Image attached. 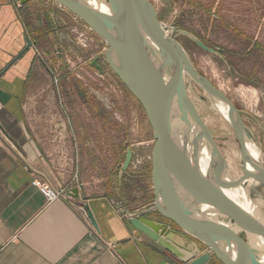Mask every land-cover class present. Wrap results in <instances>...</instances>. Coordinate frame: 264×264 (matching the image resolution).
I'll list each match as a JSON object with an SVG mask.
<instances>
[{
  "label": "crops",
  "instance_id": "obj_1",
  "mask_svg": "<svg viewBox=\"0 0 264 264\" xmlns=\"http://www.w3.org/2000/svg\"><path fill=\"white\" fill-rule=\"evenodd\" d=\"M21 1L0 0V264H183L129 224L158 220L139 210L154 201L151 181H140L143 204L121 202L120 189L137 190L139 161L121 172L127 131L104 78L65 73L74 18L52 0ZM35 179L77 188L88 220L47 205ZM168 237L189 249L181 233Z\"/></svg>",
  "mask_w": 264,
  "mask_h": 264
},
{
  "label": "water",
  "instance_id": "obj_2",
  "mask_svg": "<svg viewBox=\"0 0 264 264\" xmlns=\"http://www.w3.org/2000/svg\"><path fill=\"white\" fill-rule=\"evenodd\" d=\"M30 1L22 0L21 5ZM53 2L105 43L107 66L140 105L152 132L153 207L162 221L177 230L141 217L129 219L133 229L183 264H208L213 258L220 264H264V250L249 246L244 239L253 235L264 240V222L245 187L255 183L264 188V168L248 153L247 144L252 141L233 103L197 72L182 46L164 34L166 26L159 23L149 1L99 0V5L90 0ZM190 39L203 52L217 55L194 37ZM26 44V50L31 48L28 38ZM189 83L201 89L214 105L226 108L225 121L239 145L240 179L231 177L211 132L190 100ZM202 149L208 155L204 174L199 168ZM132 157L133 151L127 149L122 173L128 171ZM236 189L245 195L251 213L225 193ZM70 192L73 198L79 197L77 188ZM176 231L191 249L168 237ZM201 248L206 252L201 253Z\"/></svg>",
  "mask_w": 264,
  "mask_h": 264
},
{
  "label": "rangeland",
  "instance_id": "obj_3",
  "mask_svg": "<svg viewBox=\"0 0 264 264\" xmlns=\"http://www.w3.org/2000/svg\"><path fill=\"white\" fill-rule=\"evenodd\" d=\"M147 1L155 8L159 23L169 29L171 37L185 50L197 72L221 91L238 110L243 124L249 131L252 145L260 153V163L264 168V0ZM74 22V32L68 43L73 48L66 54L70 62V65H66L71 70L66 69L65 73L67 72L69 77L95 78L97 69L92 63L99 59L103 72L98 76L105 80L106 100L110 109L108 111L111 115L115 114V121L125 127L126 148L133 151L132 160L134 158L139 161L135 171L138 178L136 192L133 193L132 190V195H129V190L120 189L119 196L122 203L125 201L130 206L143 204L140 193L142 182L150 180L152 132L140 105L123 89L107 66L104 60L107 50L105 43L81 21L74 18ZM189 36L205 46L208 45L207 47L215 50L217 55L203 52ZM63 60L65 62V58ZM57 72L58 76L62 75L59 74L60 71ZM186 89L190 100L211 132L231 177L234 180L240 179L242 168L239 145L230 126L201 89L193 83L186 85ZM117 95L122 96L119 99ZM132 185L134 186L133 183ZM245 187L249 200L256 207L257 214L260 212L261 215L258 216L263 220L264 188L255 183H246ZM136 194L138 199H135ZM128 196L132 197V201ZM151 206L153 202L144 204L139 210ZM155 220L177 230L160 217ZM240 236L243 237V234ZM187 246L191 249L189 244ZM205 252V249L201 248V253Z\"/></svg>",
  "mask_w": 264,
  "mask_h": 264
},
{
  "label": "built area",
  "instance_id": "obj_4",
  "mask_svg": "<svg viewBox=\"0 0 264 264\" xmlns=\"http://www.w3.org/2000/svg\"><path fill=\"white\" fill-rule=\"evenodd\" d=\"M75 20H78V19L75 18ZM163 32L165 35L171 36L170 35L171 33L167 27H166V30ZM68 63H69L68 65H70L69 61H68ZM84 65H86V64H84ZM70 70H71V68L69 69V71ZM98 74H100V72L97 70V74L95 75V78H101L102 77V76H98ZM0 109H1V104H0ZM31 186H33L34 188H36L39 191V193L45 199L47 205L53 204L56 202L65 203V204L73 207V209L75 211H77V213L83 219L88 220V211H87L86 207L84 206V203H77L76 199L73 198V196L70 192L71 189H69V187H60L58 189H55L45 179H35L31 182ZM149 211L152 213H155L154 207L151 206L149 208ZM167 229H171L170 226H167Z\"/></svg>",
  "mask_w": 264,
  "mask_h": 264
},
{
  "label": "bare ground",
  "instance_id": "obj_5",
  "mask_svg": "<svg viewBox=\"0 0 264 264\" xmlns=\"http://www.w3.org/2000/svg\"><path fill=\"white\" fill-rule=\"evenodd\" d=\"M90 1L94 2V4H98L99 5V0H90ZM214 107L216 108V110H219L222 113V117L225 120L226 108L223 105L219 104V103H215ZM247 150H248L249 155H251L253 159H256L258 162H260V153H259L257 148H255L252 144L248 143L247 144ZM207 159H208V155L206 153V150L202 149L200 154H199V168H200L201 173H203V174L206 172V169H207V166H208V160ZM247 167H249V166L247 165ZM242 176H243V172H242ZM225 193L238 206L243 207V209H245L247 212L251 213L250 212L251 210L248 209L249 205H248L247 201L245 200V195L242 192H240L239 189H236V190H233V191H230V192H225ZM202 209L206 210L207 208L206 207H202ZM259 214H260V212H259ZM214 219H216V218H214ZM244 239H246V241L249 244V246L251 245V246H253L255 248H258L260 250H264V240H262V239H260V238H258L256 236H253V235L245 236Z\"/></svg>",
  "mask_w": 264,
  "mask_h": 264
},
{
  "label": "flooded vegetation",
  "instance_id": "obj_6",
  "mask_svg": "<svg viewBox=\"0 0 264 264\" xmlns=\"http://www.w3.org/2000/svg\"><path fill=\"white\" fill-rule=\"evenodd\" d=\"M99 59L97 58L96 62H93L92 65L95 69H97L99 72H103L102 71V67L100 66V61H98ZM164 224V223H163ZM166 225V224H165Z\"/></svg>",
  "mask_w": 264,
  "mask_h": 264
},
{
  "label": "trees",
  "instance_id": "obj_7",
  "mask_svg": "<svg viewBox=\"0 0 264 264\" xmlns=\"http://www.w3.org/2000/svg\"><path fill=\"white\" fill-rule=\"evenodd\" d=\"M207 45V44H206ZM208 46V45H207ZM119 84L121 85V83L119 82ZM121 86H123V85H121ZM123 89L124 90H126L124 87H123ZM126 92L128 93V91L126 90ZM129 94V93H128ZM129 96H131L130 94H129ZM142 109V108H141ZM220 264L216 259H214L213 261H211V262H209V264Z\"/></svg>",
  "mask_w": 264,
  "mask_h": 264
}]
</instances>
